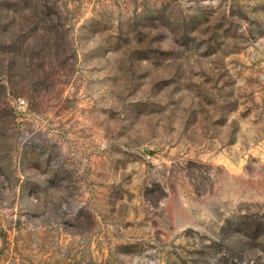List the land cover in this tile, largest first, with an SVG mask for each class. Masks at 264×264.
<instances>
[{
  "label": "rangeland",
  "instance_id": "374dc122",
  "mask_svg": "<svg viewBox=\"0 0 264 264\" xmlns=\"http://www.w3.org/2000/svg\"><path fill=\"white\" fill-rule=\"evenodd\" d=\"M0 264H264V0H0Z\"/></svg>",
  "mask_w": 264,
  "mask_h": 264
}]
</instances>
